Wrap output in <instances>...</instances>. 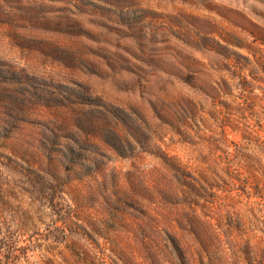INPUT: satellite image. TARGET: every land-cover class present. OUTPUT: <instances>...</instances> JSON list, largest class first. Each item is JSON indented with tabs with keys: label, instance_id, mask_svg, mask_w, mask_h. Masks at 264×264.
Segmentation results:
<instances>
[{
	"label": "rangeland",
	"instance_id": "rangeland-1",
	"mask_svg": "<svg viewBox=\"0 0 264 264\" xmlns=\"http://www.w3.org/2000/svg\"><path fill=\"white\" fill-rule=\"evenodd\" d=\"M9 232L0 264H264V0H0Z\"/></svg>",
	"mask_w": 264,
	"mask_h": 264
},
{
	"label": "trees",
	"instance_id": "trees-1",
	"mask_svg": "<svg viewBox=\"0 0 264 264\" xmlns=\"http://www.w3.org/2000/svg\"><path fill=\"white\" fill-rule=\"evenodd\" d=\"M168 162H169V158H165ZM15 234V232H14ZM4 239L8 242V244L6 242H4ZM18 238L15 235H12L10 232L8 234V236L6 235L5 238H2L0 236V256H3V253L7 252L11 253L12 255H14L16 248L18 247ZM4 249V252H1V249Z\"/></svg>",
	"mask_w": 264,
	"mask_h": 264
}]
</instances>
